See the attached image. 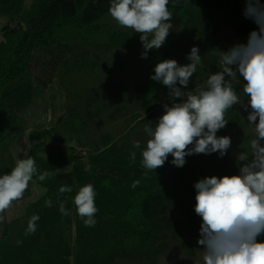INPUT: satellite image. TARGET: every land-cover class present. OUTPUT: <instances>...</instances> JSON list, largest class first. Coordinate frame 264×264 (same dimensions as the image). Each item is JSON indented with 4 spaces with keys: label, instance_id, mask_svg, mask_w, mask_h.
Listing matches in <instances>:
<instances>
[{
    "label": "rangeland",
    "instance_id": "374dc122",
    "mask_svg": "<svg viewBox=\"0 0 264 264\" xmlns=\"http://www.w3.org/2000/svg\"><path fill=\"white\" fill-rule=\"evenodd\" d=\"M199 3L201 8H193ZM110 4L111 0H22L21 13L0 15V42H8L6 34H15L18 30L33 37L41 35L58 15L66 16L75 11L80 20L88 23L78 25L74 22L56 31V42L36 48L26 73L3 89L0 97V175L9 173L16 161L26 159L31 150L42 162L54 163L55 152L59 151L78 158V162L87 163L89 157H99L102 150L112 145L121 164L131 163V157L124 153L127 149H131L142 163V151L150 138L144 131L145 124L152 121L155 125L164 113L163 105L171 106L173 102L169 89L150 79L155 65L165 59H174L181 65L190 63L186 57L191 48L197 46L202 63L197 65L188 89H185L195 92L211 74L222 70L220 51H227L238 43L247 44L249 33L256 28L243 15V1L241 4L239 0H169L168 8L180 10L181 14L178 18L173 15V29L164 45L149 50L147 59H142L144 49L140 34L125 29L129 32L117 38L118 30L112 33L113 27L116 30L122 26L111 17ZM229 21L232 25L227 24ZM98 29L102 31L94 32ZM127 34L132 35L131 42H127ZM243 85V78L238 75L233 87L241 104L246 105L248 97L243 93ZM247 115L239 104L225 114L227 126L218 131L217 136H229L232 143L223 157L218 153L193 154L185 158L183 167H176L169 155L165 164L158 168L167 172L174 184L185 192L181 193L183 198L169 197L171 200L166 202V213L174 224V230L167 229L169 246L161 247L153 257L145 252L137 256H116L111 264H204V250L198 244L202 220L186 198L196 195L194 184L199 179L239 174L237 156L240 152H247L251 157L250 142L255 138ZM137 142L139 148L135 147ZM38 164L36 159L35 165ZM76 164L71 161L51 172H69ZM125 171L104 166L90 176L75 179L74 191L92 184L97 205L98 202H111L109 200L117 187L128 185L130 173ZM99 177L103 182L98 181ZM106 182L112 184L111 187L102 185ZM38 183L32 179L18 204L20 206L5 210L0 239L15 247L31 235L32 240L28 241L25 252L29 260L31 257L27 264H34L44 249L56 244L60 238L73 252L68 257L69 264H76L74 247L78 213L73 201L66 208L69 221L61 225L59 235L55 232V225H51L52 220L47 219L48 231L45 226L36 225L34 233L24 234L21 239L34 211L21 214L42 193V189L36 188ZM57 212L61 213L60 206ZM107 223L105 216L103 223L96 220L94 226L105 228ZM49 231L52 235L45 246V235ZM19 264L26 263L19 261Z\"/></svg>",
    "mask_w": 264,
    "mask_h": 264
},
{
    "label": "clouds",
    "instance_id": "9594fccd",
    "mask_svg": "<svg viewBox=\"0 0 264 264\" xmlns=\"http://www.w3.org/2000/svg\"><path fill=\"white\" fill-rule=\"evenodd\" d=\"M243 2V15L256 28L249 33L247 44L220 51L222 70L211 74L199 89L185 90L202 63L197 46L186 57L190 63L181 65L165 59L155 65L150 76L169 89L173 102L163 105L164 113L155 125L152 121L145 124L144 131L150 138L142 151V166L147 170L162 167L169 155L176 167H183L185 158L193 154L226 155L231 138L217 133L227 126L225 114L234 105L248 112L246 119L254 128L251 157L247 152L237 156L239 174L208 176L194 184V211L202 219L198 244L204 250V264H264V0ZM168 4L169 0H111V17L123 28L140 34L142 59H147L149 50L162 47L173 29ZM238 75L244 81L246 105L241 104L233 87ZM135 155L131 154L133 160ZM90 168L86 166L85 171ZM36 172L35 161L29 157L18 159L9 173L0 175V224L5 222V210L23 197ZM49 174H40L38 179L43 181ZM59 192H72V188L61 186ZM95 196L94 186L86 184L73 200L87 227L96 223ZM45 205L51 207L52 201H45ZM60 212L69 214L63 203ZM38 220V215L31 217L26 235L36 231Z\"/></svg>",
    "mask_w": 264,
    "mask_h": 264
},
{
    "label": "trees",
    "instance_id": "16d2710c",
    "mask_svg": "<svg viewBox=\"0 0 264 264\" xmlns=\"http://www.w3.org/2000/svg\"><path fill=\"white\" fill-rule=\"evenodd\" d=\"M239 1L242 4L243 0ZM169 11L176 15L181 14L180 10L169 9ZM21 12L22 0H0V15L14 16ZM74 22H77L78 25L88 24L80 20L77 11H75L73 14L66 16L58 15L41 35L33 37L23 30H18L15 34L13 32V35L9 34L11 32L6 34L8 42H0V97L8 83L26 73L29 62L34 58L33 54L36 48L54 44L58 38L55 32L69 27L70 24L73 25ZM125 29L121 27L114 30L113 27L112 33L118 30L116 36L120 38L121 35L125 36L129 32ZM100 31L102 30L98 29L94 32L99 33ZM131 36H129L127 42L130 41ZM124 153L131 157V163L121 164L120 160H118L119 158L115 157V146L112 145L107 146V150H102L99 157H89L87 163L78 162V158L62 154L59 151L55 152L54 163L40 161L32 150L28 154L27 158L31 157L34 161L37 159L39 162L36 166L37 172L33 178L46 188V192L29 206L28 213L34 211V215L39 216L36 225L38 227L45 226L44 228H47V231L49 226L46 220L49 219L50 222L52 220L51 225H55V229H57L55 232L58 235L61 233V225L66 224L69 221V217L58 213L57 208L61 203L64 204L65 208H68L74 200L77 194L74 191L75 179L85 175L90 176L94 171H100L104 166L107 167L109 165L130 173L128 185L125 184L123 188L117 187L111 200H109L111 202H98L99 207L95 217L100 223H103V217H107L108 223L105 228L87 227L80 216H77L76 244L74 247L76 264H111L116 256H137L143 252L149 257H153L160 252L161 247L167 248L169 246L166 241L169 237L167 229L174 230V224L169 214L166 213V202L171 200L169 197L183 198L181 193H185L184 189L177 187L167 172L159 169L147 170L137 157L133 160L131 156L133 151L131 149H127ZM71 161H76L77 163L71 171L62 174L51 172L53 169L64 167L66 163ZM88 165L91 168L89 171H85ZM134 167L136 169H133ZM46 170L50 171L51 174L45 180H39V175L45 173ZM124 178H126L125 174ZM99 180L103 182L101 177L98 178ZM106 183L102 185L111 187L112 184ZM61 186L71 187L72 192L60 193L59 188ZM175 191L176 193L173 194ZM49 199L52 201L51 207L45 205V201ZM186 199L189 206L194 210L195 196H190ZM95 205L96 207L98 206L96 202ZM198 217L202 220L200 216ZM24 234V232L21 233V239H23ZM51 235V231L46 233L45 246L49 243ZM26 239L15 247L8 246L0 239V264H6L9 261V264H19V261L26 264L28 261L30 262L31 257L29 260L25 249L31 242L32 236L30 235ZM157 242L158 245H156ZM71 254H73L71 248L59 238L56 244H51L50 247L44 249L42 256L37 257L34 264H69L68 257Z\"/></svg>",
    "mask_w": 264,
    "mask_h": 264
},
{
    "label": "crops",
    "instance_id": "0c3cea01",
    "mask_svg": "<svg viewBox=\"0 0 264 264\" xmlns=\"http://www.w3.org/2000/svg\"><path fill=\"white\" fill-rule=\"evenodd\" d=\"M225 1H227V0H225ZM222 3H224V2H222ZM200 4V3H199ZM225 4V3H224ZM194 7L193 8H196V7H198V8H201V4L200 5H198V6H196V5H193ZM168 9H174L173 7H169ZM175 10V9H174ZM173 14V13H172ZM175 17L177 16V18H178V16L179 15H176V14H173ZM224 22V21H223ZM225 23H227V22H225ZM228 25H232V24H230L229 22L227 23ZM34 179V178H33ZM35 180V179H34ZM36 185V184H35ZM32 187H35L34 185H31ZM36 188L38 189V190H41L42 191V193L39 195V197L38 198H36L34 201H32V202H30L28 205H27V207L25 208V211L23 212V214H21V215H27L28 214V211H29V206L32 204V203H34V202H36L45 192H46V188H45V186L43 185V184H39L38 183V186L36 185ZM27 197V196H26ZM25 198V197H24ZM23 199V198H22ZM22 199H19L18 200V202L17 201H14L13 202V204H12V206L10 207V209L11 208H13L14 206L16 207V206H18V204H20V201L22 202ZM22 204V203H21ZM20 206V205H19ZM18 206V207H19ZM14 207V208H15ZM17 207V208H18ZM9 209V208H8ZM9 214V213H8ZM17 217H20V215L19 216H17ZM14 219V218H13ZM8 222H11V219L9 220V221H7V223H6V225L8 224ZM1 229L2 228H0V231H1Z\"/></svg>",
    "mask_w": 264,
    "mask_h": 264
}]
</instances>
